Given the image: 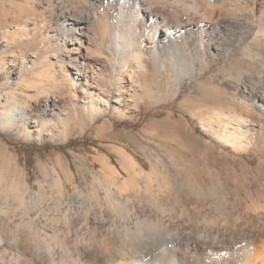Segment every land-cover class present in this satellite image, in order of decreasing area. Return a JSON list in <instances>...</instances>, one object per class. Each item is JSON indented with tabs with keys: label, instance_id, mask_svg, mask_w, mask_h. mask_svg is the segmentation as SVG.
Here are the masks:
<instances>
[{
	"label": "rangeland",
	"instance_id": "1",
	"mask_svg": "<svg viewBox=\"0 0 264 264\" xmlns=\"http://www.w3.org/2000/svg\"><path fill=\"white\" fill-rule=\"evenodd\" d=\"M41 2L0 0V111L7 115L19 103L11 96H29L31 108L36 100L31 86L27 93L22 92L26 75L15 71L20 60L36 53L38 60L46 55L47 63L55 61V51L43 52L45 43L30 41L20 31V24L29 20V30L38 35L39 27L31 20L50 9L45 7L46 13L47 4ZM197 2L201 8L206 4L205 0ZM256 2V16L249 17L252 31L244 34L238 47L186 81L176 95L170 86L169 68L158 69L146 58L148 70L140 73L143 89L138 96L149 108L141 103L128 114L124 110L117 113L111 101L109 113L97 115L95 122L77 112L61 121L64 123L50 137L28 135L33 130L25 131L20 117L13 121L11 116L8 120L0 116V145L12 154L0 155V172L18 188L19 195L15 206L0 193V235L8 241L0 249V264H93L88 256L95 264L128 261L129 256L117 257L120 249L108 235L117 227H133L143 221L171 226L154 238L136 240V248L143 252L137 256L162 264L182 248L180 227L186 226L185 232L196 228L198 234L193 233L198 236L220 235V231L231 235L264 224V143L230 144L222 137V127H210L207 122L215 106H228L220 87L225 78L233 79H229L230 73H236L228 65L232 60L238 68H263L260 60L240 56L247 44L257 52L264 51V39L253 40L259 27L264 30V0ZM69 8L81 10L84 4ZM221 15L215 11L214 19ZM190 20L195 22L198 16L192 14ZM233 26L232 32L244 30L239 23ZM97 29L102 31L100 24ZM200 84L215 86L216 94L204 91ZM190 105L197 114L206 110V116L191 117ZM253 113L256 123L254 108ZM169 115L176 124L180 118L187 120L192 133L166 124ZM108 117L115 120L109 127L103 125ZM120 203L131 211L125 214ZM235 241L241 244L242 240ZM218 253L197 264H233L239 259L233 250Z\"/></svg>",
	"mask_w": 264,
	"mask_h": 264
},
{
	"label": "bare ground",
	"instance_id": "2",
	"mask_svg": "<svg viewBox=\"0 0 264 264\" xmlns=\"http://www.w3.org/2000/svg\"><path fill=\"white\" fill-rule=\"evenodd\" d=\"M42 1L47 4L44 9H50L48 13L45 9L46 15L39 14L31 20L34 26L39 27L38 35L29 30V20L20 24V31L30 36V41L36 39L37 42L45 43L43 52L55 51L52 54L55 61L47 63L46 55L44 60H38L36 53L20 60L15 71H20V74L25 72L22 92L27 93V86H31L29 90L36 100L31 108L29 96H11L10 99L19 100L20 106L16 103L9 109V115L0 111V116L6 120L11 116L15 119L13 121L20 117V121L17 120L22 128L25 131L28 128L33 130L27 131L28 135L44 133L49 137L56 132V127L61 126V121L69 118V115L75 116L77 112L83 113L90 122H95L97 115L109 113L111 101L117 113L124 110L123 114H128L139 108L141 103L149 108L138 96V92L143 89L139 81L140 73L148 70L146 58L151 59L158 69L169 68L170 86L176 95L184 83L196 78L207 64L238 47L244 34L253 29L254 24L249 17L256 16L257 4V0H205L206 4L201 8L197 0L191 3L187 0H74L75 4L69 0ZM79 2L84 4V9L69 8ZM215 11L223 15L214 19ZM192 14L198 16L197 21L191 22ZM237 23L244 30L232 32L230 27ZM98 24L102 31L97 29ZM261 29L259 27L256 31L253 40L264 39V30ZM49 33L53 36L50 37ZM61 36L67 38L61 39ZM240 56L260 60L263 68H238L232 60L228 65L236 73L234 76L230 73L229 79H233L228 81L225 78L220 87L228 106L225 109L215 106L207 122L210 127H222V137L230 144L238 141L264 143V51L257 52L247 44ZM36 68H39L38 72H34ZM199 87L216 94L213 85L200 84ZM253 108L258 114L256 123H253ZM204 111L197 114V109L188 106L191 117L206 116ZM168 118L165 119L166 124L192 133L184 118H180L177 124L170 115ZM111 124H115V120L110 117L103 122L104 126L109 127ZM10 154L1 144L0 155L5 158ZM0 193L5 200L17 206L18 188L6 182L2 172ZM120 205L125 214L131 211L128 205ZM154 222L144 224L143 221L135 223L133 227H117L113 234L108 235L120 249L117 257H130L128 261L115 264H152L137 256L143 252L136 248V240L146 241L171 230V226L168 228ZM186 224L189 225V221ZM186 228L180 227L182 250L167 257L162 264H197L224 250L239 253V259L233 264H264V253L260 251L264 247V224L248 226L240 234L231 235L220 231V235L209 232V235L198 236L194 234H198V229L192 228L185 232ZM238 238L242 240L241 244H235ZM7 243L0 235V249L7 247ZM88 259L95 264L93 257L88 256Z\"/></svg>",
	"mask_w": 264,
	"mask_h": 264
}]
</instances>
